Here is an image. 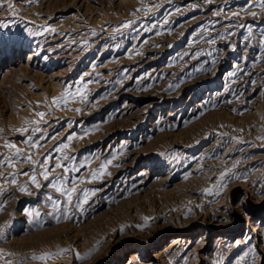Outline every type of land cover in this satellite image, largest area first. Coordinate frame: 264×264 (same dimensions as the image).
<instances>
[{"label":"rangeland","instance_id":"obj_1","mask_svg":"<svg viewBox=\"0 0 264 264\" xmlns=\"http://www.w3.org/2000/svg\"><path fill=\"white\" fill-rule=\"evenodd\" d=\"M261 2L0 0V264H264Z\"/></svg>","mask_w":264,"mask_h":264},{"label":"snow or ice","instance_id":"obj_2","mask_svg":"<svg viewBox=\"0 0 264 264\" xmlns=\"http://www.w3.org/2000/svg\"><path fill=\"white\" fill-rule=\"evenodd\" d=\"M3 6H4L3 3H0V7H3ZM260 6H261V7H264V0H262ZM11 7H12V5H9V8H11ZM3 26H4V25H0V27H3ZM53 103L59 105L60 102H59V101H56V100H53ZM38 115L43 119L45 113H38ZM32 146L35 147V146H37V145L32 144ZM7 147H9V148H15V145H13V144H8ZM63 147H67V145H63ZM60 150H61L60 148H57V149H56L57 152H59ZM17 151H19V150H17ZM28 160H29V162L34 163V161L31 160V156L28 157ZM9 166H12V165L9 164ZM57 167H63V165H57ZM48 174H49V170H48V169H45V171H44V173H43V176H44L45 179L48 178ZM31 180H32V183H33V184H35L37 187H39V183H38L37 178H36L35 176H33V177L31 178ZM13 182H14V181H13ZM53 187H56V185L53 184ZM21 190H22V191H25V192L27 191L26 188H22ZM58 190H62V189H58ZM74 192H75V189H72L71 192H69V193L67 194V200H68L69 203L71 202L72 193H74ZM86 196H87V194H85V198H86Z\"/></svg>","mask_w":264,"mask_h":264},{"label":"bare ground","instance_id":"obj_3","mask_svg":"<svg viewBox=\"0 0 264 264\" xmlns=\"http://www.w3.org/2000/svg\"><path fill=\"white\" fill-rule=\"evenodd\" d=\"M132 256H134V253L132 252Z\"/></svg>","mask_w":264,"mask_h":264}]
</instances>
